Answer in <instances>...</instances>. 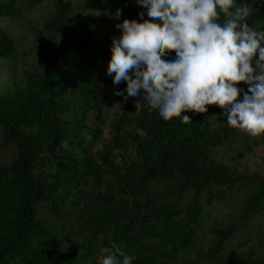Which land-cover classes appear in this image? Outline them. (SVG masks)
Masks as SVG:
<instances>
[{"label":"trees","instance_id":"16d2710c","mask_svg":"<svg viewBox=\"0 0 264 264\" xmlns=\"http://www.w3.org/2000/svg\"><path fill=\"white\" fill-rule=\"evenodd\" d=\"M144 8L0 0V22L20 33L0 25V264H100L103 247L133 264H264V174L239 169L254 146L264 154L262 134L230 127L218 105L166 121L115 94L100 135L104 88L127 84L107 74L115 24ZM247 19L264 29V0Z\"/></svg>","mask_w":264,"mask_h":264},{"label":"clouds","instance_id":"9594fccd","mask_svg":"<svg viewBox=\"0 0 264 264\" xmlns=\"http://www.w3.org/2000/svg\"><path fill=\"white\" fill-rule=\"evenodd\" d=\"M136 3L145 6L141 19L115 24L120 32L112 37L107 74L114 85L127 82L115 94L134 97L137 111L146 103L166 121H191L188 111L207 113L209 105H218L230 127L252 136L264 133V29L247 19L261 0L252 6L247 0ZM145 12L151 19L143 18ZM111 15L120 21L122 9ZM100 252V264L135 260L119 248Z\"/></svg>","mask_w":264,"mask_h":264},{"label":"rangeland","instance_id":"374dc122","mask_svg":"<svg viewBox=\"0 0 264 264\" xmlns=\"http://www.w3.org/2000/svg\"><path fill=\"white\" fill-rule=\"evenodd\" d=\"M95 3V2H94ZM97 8L99 7L96 4ZM47 4H43L41 8H39L36 12L34 13V16L37 21H44V17L47 15ZM114 13L116 10H113ZM121 18V17H120ZM114 19V18H112ZM1 26H5L9 29V27L11 26V28L13 29V37H15L16 40H19L20 38V33L16 32V30H14V27H12V25H16L15 23L10 24V23H1ZM17 26V25H16ZM18 28V27H17ZM26 37L30 38L29 36L26 35ZM104 100L105 103L108 105L109 109H107L106 107H104L103 109L105 110V119H104V125L101 129V136L103 137V139H107L109 138V134L113 131L112 125L115 122L116 118H117V109L112 108V105L115 102V93L113 91V87L110 85L108 86V88H104ZM106 108V109H105ZM262 136L264 137V133H262ZM102 144V139L99 140V143L97 145V148H101ZM228 144H222L221 146H217V150L226 153V149H228L227 146ZM229 151V150H228ZM230 156V154H229ZM264 159V154H263V146L258 145V146H254L251 151L247 154V156L242 157L240 159L239 162V169L240 171H245V172H251L255 170V164H257V167L259 168V174L260 176H262L264 174V164L259 162V159Z\"/></svg>","mask_w":264,"mask_h":264}]
</instances>
